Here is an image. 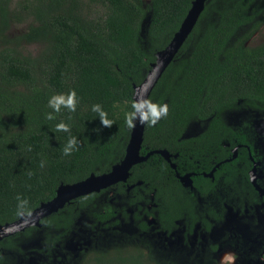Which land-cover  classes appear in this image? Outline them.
Returning <instances> with one entry per match:
<instances>
[{
  "label": "trees",
  "instance_id": "trees-1",
  "mask_svg": "<svg viewBox=\"0 0 264 264\" xmlns=\"http://www.w3.org/2000/svg\"><path fill=\"white\" fill-rule=\"evenodd\" d=\"M193 1L0 0V225L20 217L17 197L28 201L29 214L54 199L60 185L109 173L124 159L132 132L125 114L132 111L134 88L179 30ZM14 23L28 25L11 36ZM263 27L264 0H207L193 33L150 97L166 103L168 113L155 125L147 123L141 155L177 154L172 158L176 169L161 155H151L133 167L126 184L115 187L114 200L102 201L110 189L78 198L44 219L42 228L0 241V264L52 261L84 216L115 226L133 218L145 232L144 216L150 214L158 232L176 230L180 202L193 203L176 174L195 171V161L200 171L209 170L211 160L223 159L221 134L234 132L220 119L242 108L264 113V42L248 45ZM70 91L76 93L75 111L49 107L52 96ZM96 104L111 126L92 110ZM209 118L206 133L182 139L190 124ZM61 122L67 131L56 129ZM73 137L77 143L65 155ZM138 182L128 192V185ZM151 200L156 204L152 213L147 211ZM38 239L40 245H32ZM82 264L162 262L147 259L141 248L113 245Z\"/></svg>",
  "mask_w": 264,
  "mask_h": 264
},
{
  "label": "flooded vegetation",
  "instance_id": "flooded-vegetation-1",
  "mask_svg": "<svg viewBox=\"0 0 264 264\" xmlns=\"http://www.w3.org/2000/svg\"><path fill=\"white\" fill-rule=\"evenodd\" d=\"M212 119L196 121L204 124L201 133L188 137L184 133L182 139L198 138L206 133L212 126ZM219 121L234 132L221 134L220 152L223 159L218 162L211 160L212 167L209 170L200 168V171H197L200 162L195 161L198 164L195 171L176 174L182 188L188 191V200L193 203L184 206V200L180 202L182 218L176 221L177 229L158 234H163V238L177 234L184 247L194 245L198 264H212L215 260L227 263L223 261L222 253L226 246H231L234 254H244L243 259L252 260L250 264H264V113L242 108ZM172 158L176 159L178 155ZM183 165L186 166V163L183 162ZM141 184H133V188ZM152 201L147 206L150 213L156 208ZM144 220L149 230L141 232L137 228L141 233L156 228L157 221L153 215H145ZM131 221L135 223L133 218ZM97 247V250L93 246L82 250L79 259H74V256L63 258L55 253L49 264H82L93 253L104 249ZM137 247L144 251L147 259L157 258L148 245L146 248L141 245ZM238 248L240 252H237ZM232 257L231 263H236L234 255Z\"/></svg>",
  "mask_w": 264,
  "mask_h": 264
},
{
  "label": "water",
  "instance_id": "water-1",
  "mask_svg": "<svg viewBox=\"0 0 264 264\" xmlns=\"http://www.w3.org/2000/svg\"><path fill=\"white\" fill-rule=\"evenodd\" d=\"M207 0H194L190 10L184 18L179 30L175 33L170 43L156 54V60L152 63L143 82L135 86L134 100H149L150 97L162 78L167 68L175 60L182 47L185 45L190 35L197 26L199 19L205 9ZM147 122L143 125L139 121H134L131 137L126 148L124 159L117 165L113 166L109 173L102 175L92 174L87 179L70 185H60L57 195L49 202L42 203L30 214L20 216L16 221L0 225V241L25 232L29 228H42V221L58 213L67 204L72 201L95 193H101L103 190L117 186L120 183H127L131 170L137 164L146 162L153 154L161 155L171 164L173 169L176 165L172 163V155L166 150H157L141 155L142 144L144 141L145 129ZM183 180V178H182ZM140 184V183H139ZM128 187V190L132 189Z\"/></svg>",
  "mask_w": 264,
  "mask_h": 264
},
{
  "label": "rangeland",
  "instance_id": "rangeland-1",
  "mask_svg": "<svg viewBox=\"0 0 264 264\" xmlns=\"http://www.w3.org/2000/svg\"><path fill=\"white\" fill-rule=\"evenodd\" d=\"M11 25L13 26L9 31V34L12 36L24 31L26 25L28 24L14 23ZM262 42H264V27L251 38L248 45L256 46ZM31 50H34V48L31 47L29 51ZM203 128V123L195 122L193 125L191 124L190 128L186 131V136H196L201 133ZM114 189L115 187H112L106 194L107 196L103 198L102 201L106 199L114 200L112 197ZM153 228L147 233H141L132 223V221L123 222L119 226H115L113 222H110L106 225H97L94 224L92 220L87 218V216H84L79 221V228L77 232L73 234L72 237L64 244V249L63 247L59 248V250L56 252V256L59 254V257L66 258L68 256H74V259L77 257V259H79L81 257L80 252L92 246L96 247L95 250H97L99 249L97 246H100V248H108L113 245L128 247H137V245H141L146 248L148 245L152 250L153 255L157 257L155 260L159 263L198 264V257L196 255L194 245H191L188 248L184 247L178 239L179 235L173 234L171 237L163 238V234H158L159 232L157 229L155 227ZM32 245H40V240L38 239L37 242ZM240 251V248H238L237 252ZM222 253H224L223 261H227L224 259L226 255H234L235 261L237 262L233 264H238V262H240V264H250L252 262V260L243 259L245 257L244 254H234V249L231 246L224 247ZM202 263L203 262H201V264ZM31 264H49V261L46 258H39L37 260L33 259ZM212 264H229V262L222 263L218 260H215Z\"/></svg>",
  "mask_w": 264,
  "mask_h": 264
},
{
  "label": "clouds",
  "instance_id": "clouds-1",
  "mask_svg": "<svg viewBox=\"0 0 264 264\" xmlns=\"http://www.w3.org/2000/svg\"><path fill=\"white\" fill-rule=\"evenodd\" d=\"M49 107H51L55 112H59L61 105L68 108L70 111H75L76 108V93L75 91H70L67 96L60 94L52 96L48 101ZM132 111L125 114V123L131 128L134 126V121H139L140 124L147 122L149 125H155L163 116H166L168 113V105L165 104H156L149 100L137 99L132 102L131 105ZM92 110L99 113L100 121L104 126H111L112 122L107 119V114L101 109L99 104L93 105ZM47 119H53L51 113L47 114ZM57 130H68V125L61 122L56 125ZM77 141L75 137L71 138L67 145L64 148V154L69 155L76 145ZM43 166V162L41 163ZM17 215L23 216L27 209L26 206L28 201L26 199H20L17 197ZM30 214V213H29ZM225 260L231 264L232 256L226 255Z\"/></svg>",
  "mask_w": 264,
  "mask_h": 264
}]
</instances>
